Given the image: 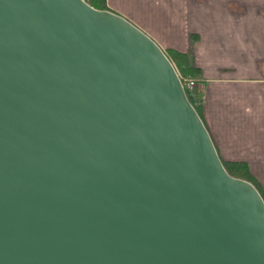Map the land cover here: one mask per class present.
<instances>
[{
	"label": "water",
	"instance_id": "obj_1",
	"mask_svg": "<svg viewBox=\"0 0 264 264\" xmlns=\"http://www.w3.org/2000/svg\"><path fill=\"white\" fill-rule=\"evenodd\" d=\"M0 264H264L165 52L84 0H0Z\"/></svg>",
	"mask_w": 264,
	"mask_h": 264
},
{
	"label": "crops",
	"instance_id": "obj_2",
	"mask_svg": "<svg viewBox=\"0 0 264 264\" xmlns=\"http://www.w3.org/2000/svg\"><path fill=\"white\" fill-rule=\"evenodd\" d=\"M163 51L199 71L194 101L223 162L243 163L264 194V0H106Z\"/></svg>",
	"mask_w": 264,
	"mask_h": 264
},
{
	"label": "trees",
	"instance_id": "obj_3",
	"mask_svg": "<svg viewBox=\"0 0 264 264\" xmlns=\"http://www.w3.org/2000/svg\"><path fill=\"white\" fill-rule=\"evenodd\" d=\"M84 1H86L90 6L94 7L95 9L109 10L106 5V0H84ZM164 52L166 56L168 57V59L173 64L176 72L182 79L194 80L193 78L198 74L199 71L194 67L192 60L186 54H182L174 50H166ZM186 95H187L189 102L192 104L195 111L200 117V111H201L200 106L196 104V102L194 101V98L191 97L188 93H186ZM221 162L229 175L251 183L256 188V190L258 191V193L260 194V196L262 197L264 201V194H263V191L259 183L250 174L245 164L223 162L222 160Z\"/></svg>",
	"mask_w": 264,
	"mask_h": 264
},
{
	"label": "built area",
	"instance_id": "obj_4",
	"mask_svg": "<svg viewBox=\"0 0 264 264\" xmlns=\"http://www.w3.org/2000/svg\"><path fill=\"white\" fill-rule=\"evenodd\" d=\"M180 82L186 92H188L190 95H193L196 88V82L192 79H182L180 77Z\"/></svg>",
	"mask_w": 264,
	"mask_h": 264
},
{
	"label": "rangeland",
	"instance_id": "obj_5",
	"mask_svg": "<svg viewBox=\"0 0 264 264\" xmlns=\"http://www.w3.org/2000/svg\"><path fill=\"white\" fill-rule=\"evenodd\" d=\"M191 96V95H190ZM191 97H193V95L191 96ZM194 98V97H193Z\"/></svg>",
	"mask_w": 264,
	"mask_h": 264
}]
</instances>
